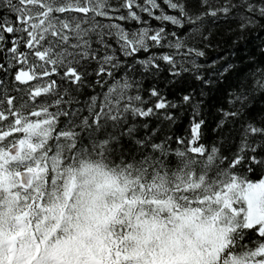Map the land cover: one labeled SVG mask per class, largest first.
Returning <instances> with one entry per match:
<instances>
[{
  "label": "snow or ice",
  "instance_id": "snow-or-ice-1",
  "mask_svg": "<svg viewBox=\"0 0 264 264\" xmlns=\"http://www.w3.org/2000/svg\"><path fill=\"white\" fill-rule=\"evenodd\" d=\"M156 14L147 0H0V264H264V151L227 171L188 160L170 172L53 147L61 84L93 65L110 77L103 60L121 44L135 56L137 43H163L130 35ZM202 126L193 117L201 157Z\"/></svg>",
  "mask_w": 264,
  "mask_h": 264
},
{
  "label": "trees",
  "instance_id": "trees-1",
  "mask_svg": "<svg viewBox=\"0 0 264 264\" xmlns=\"http://www.w3.org/2000/svg\"><path fill=\"white\" fill-rule=\"evenodd\" d=\"M147 2L155 18L130 35L156 32L164 42L150 51L143 50L149 41L137 43L135 56L121 44L120 55L113 48L104 57L113 65L110 77H97L93 65L81 83L61 84L57 154L171 172L188 160L227 171L235 157L264 151V0ZM249 79L252 89L245 88ZM193 117L203 125L202 157L189 149Z\"/></svg>",
  "mask_w": 264,
  "mask_h": 264
}]
</instances>
